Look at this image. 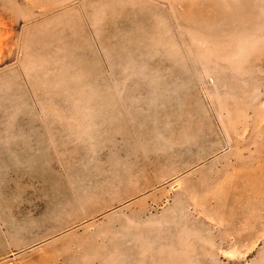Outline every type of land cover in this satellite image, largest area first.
I'll return each mask as SVG.
<instances>
[{
	"label": "rangeland",
	"instance_id": "1",
	"mask_svg": "<svg viewBox=\"0 0 264 264\" xmlns=\"http://www.w3.org/2000/svg\"><path fill=\"white\" fill-rule=\"evenodd\" d=\"M0 264H264V0H0Z\"/></svg>",
	"mask_w": 264,
	"mask_h": 264
}]
</instances>
